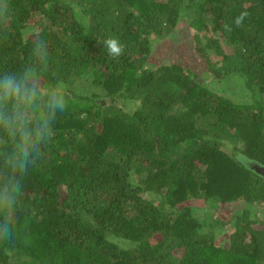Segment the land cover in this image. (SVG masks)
<instances>
[{
	"label": "trees",
	"instance_id": "trees-1",
	"mask_svg": "<svg viewBox=\"0 0 264 264\" xmlns=\"http://www.w3.org/2000/svg\"><path fill=\"white\" fill-rule=\"evenodd\" d=\"M181 22L203 79L148 60ZM37 39L68 108L26 172L0 132V264H264V0H0V75Z\"/></svg>",
	"mask_w": 264,
	"mask_h": 264
},
{
	"label": "clouds",
	"instance_id": "clouds-1",
	"mask_svg": "<svg viewBox=\"0 0 264 264\" xmlns=\"http://www.w3.org/2000/svg\"><path fill=\"white\" fill-rule=\"evenodd\" d=\"M242 13L236 20L241 25ZM110 55L119 56L123 45L115 38L106 41ZM34 59H27L14 71L0 75V132L11 138L15 150L6 156L13 170L26 172L29 157L40 155V143H46L53 134L59 113L68 108V99L60 83L45 84L41 79L48 65L49 52L46 41L34 43ZM19 190V185H17ZM9 204L11 198L5 197Z\"/></svg>",
	"mask_w": 264,
	"mask_h": 264
},
{
	"label": "rangeland",
	"instance_id": "rangeland-1",
	"mask_svg": "<svg viewBox=\"0 0 264 264\" xmlns=\"http://www.w3.org/2000/svg\"><path fill=\"white\" fill-rule=\"evenodd\" d=\"M198 57L199 55L194 48L192 30L181 22L170 34L154 41L148 60L155 65L163 61H176L192 71L198 72L203 79L202 64ZM226 148L230 150L232 147L229 144L226 145Z\"/></svg>",
	"mask_w": 264,
	"mask_h": 264
},
{
	"label": "water",
	"instance_id": "water-1",
	"mask_svg": "<svg viewBox=\"0 0 264 264\" xmlns=\"http://www.w3.org/2000/svg\"><path fill=\"white\" fill-rule=\"evenodd\" d=\"M251 166L252 169H254L256 172H259V173H264V167L262 166H259L257 163H249Z\"/></svg>",
	"mask_w": 264,
	"mask_h": 264
}]
</instances>
